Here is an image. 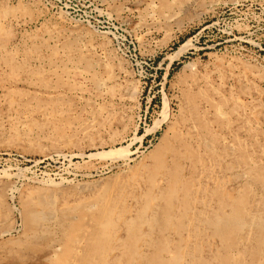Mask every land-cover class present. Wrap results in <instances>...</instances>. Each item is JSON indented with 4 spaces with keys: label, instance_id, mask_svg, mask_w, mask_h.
<instances>
[{
    "label": "rangeland",
    "instance_id": "1",
    "mask_svg": "<svg viewBox=\"0 0 264 264\" xmlns=\"http://www.w3.org/2000/svg\"><path fill=\"white\" fill-rule=\"evenodd\" d=\"M0 264H264V0H0Z\"/></svg>",
    "mask_w": 264,
    "mask_h": 264
},
{
    "label": "bare ground",
    "instance_id": "2",
    "mask_svg": "<svg viewBox=\"0 0 264 264\" xmlns=\"http://www.w3.org/2000/svg\"><path fill=\"white\" fill-rule=\"evenodd\" d=\"M113 153H114V152H113ZM99 155H100V154H99ZM99 155H98V156H99ZM112 155H113V154H112ZM96 156H97V155H96Z\"/></svg>",
    "mask_w": 264,
    "mask_h": 264
}]
</instances>
